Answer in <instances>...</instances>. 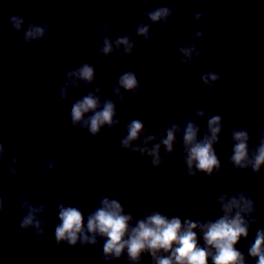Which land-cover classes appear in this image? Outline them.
Here are the masks:
<instances>
[{
    "label": "water",
    "instance_id": "obj_1",
    "mask_svg": "<svg viewBox=\"0 0 264 264\" xmlns=\"http://www.w3.org/2000/svg\"><path fill=\"white\" fill-rule=\"evenodd\" d=\"M168 5L180 10V19L170 25L177 37L180 32L193 31L184 20L197 10L207 12L217 23L219 31L215 36L196 41L207 50L202 70L213 69L226 77L214 92L203 88L200 73L189 77L186 69L176 63L173 53L178 40L162 38L158 29H154L151 43L137 41L133 57L105 63L96 56L92 42L99 39V33L87 30L89 19L102 17L104 23L113 25V34L128 31L142 18L141 10L151 6L150 0H0V74L11 76L9 83L0 87V137L7 140L11 158L19 153L18 144L23 138L35 137L40 129L39 156L62 157L57 170L49 176L33 175V154L21 157L17 177L0 165V179L33 204L45 202L49 211L45 217L47 243H37L31 234L18 230L21 212L15 202L10 203L8 219L13 224L6 236H0V264H103L102 249L87 246L78 255L74 248L56 247L52 233L58 223L56 205L60 202L78 204L87 214L94 201L107 195L119 198L126 210L137 217L149 207H156L183 218L195 204L212 206L210 214L214 215L216 196L240 187L253 194L264 215V182L247 172L234 173L221 146L217 153L223 168L211 179L202 176L198 181L189 180L175 160L156 172L120 150V130H113L105 140L102 135L92 139L68 127L70 104L85 89L72 93L69 103L59 111L52 102L65 72L74 68L80 52L87 50L91 63L97 66L98 81L115 78L137 60L152 67L153 79L144 84L141 95L120 109L122 123L140 118L148 127L162 129L166 122H182L185 113L210 99L225 119L223 140L229 135L232 120H243L257 111L264 113V0H168ZM12 14L37 23L47 21L55 41L42 42L31 53L19 48L21 36L8 23ZM49 45L58 49L55 58H51ZM68 47L74 49L72 57L65 54ZM17 56L20 62L14 64L13 57ZM41 68L43 76L39 75ZM103 94H109L106 88ZM166 107L171 111L165 113ZM94 143L99 147L93 148ZM58 144L64 146L63 152H57ZM246 245L247 241H241L237 247L246 253ZM116 264L126 261L121 259ZM144 264H148L147 256Z\"/></svg>",
    "mask_w": 264,
    "mask_h": 264
},
{
    "label": "clouds",
    "instance_id": "obj_2",
    "mask_svg": "<svg viewBox=\"0 0 264 264\" xmlns=\"http://www.w3.org/2000/svg\"><path fill=\"white\" fill-rule=\"evenodd\" d=\"M151 6L141 10V19L128 31L113 34V25L104 23L102 17L93 16L88 21V31L99 33V39L92 42L96 56L105 63L120 61L122 57H133L138 48L137 41L151 43L154 29L162 38L178 40L174 49V59L189 77L200 73L203 88L211 93L225 82L222 72L203 69L202 57L207 50L196 41L213 37L219 31L217 23L203 11H195L184 20L191 32H180L179 36L170 30V25L180 19V10L168 5V0H150ZM8 23L21 36L18 47L31 53L37 45L55 41L52 26L45 20L39 23L27 17L12 14ZM51 58L58 55V49L48 46ZM68 57L74 49L65 50ZM21 57H13L18 64ZM39 75L43 76V69ZM153 79V70L144 60H137L131 67L100 81L97 66L91 63V53L80 52L74 68L67 70L59 84L52 102L61 110L72 93L81 88L86 91L72 100L67 114V124L71 129L85 132L89 138L103 136L108 140L113 130L123 135L119 148L139 163H146L159 172L166 165L179 163L181 171L192 181L202 176L209 179L218 176L223 168L217 147L226 156V163L234 173L247 172L264 182V113L253 112L243 120H232L229 135L222 140L225 119L216 112L210 99L201 101L200 106L185 113L182 122H166L162 129L148 127L144 120L131 118L122 123L120 109L134 101L144 90V84ZM11 76L0 74V87L6 86ZM108 95L103 94V89ZM171 111L165 108V113ZM255 132L253 137L252 133ZM41 130L35 137L23 138L18 144L17 155L9 158L8 144L0 137V165L13 177L20 175L21 157L33 154V175L49 176L62 162L59 155L42 159L38 153ZM93 148L99 147L92 144ZM57 152L64 146L58 144ZM15 202L21 215L18 230L31 234L37 243L46 240L49 215L45 202L33 204L26 195L14 190L10 183L0 179V236H6L12 229L8 219L10 203ZM211 207L199 204L191 206L188 215L166 214L159 208L149 207L139 217L126 210L117 197L102 195L93 202L85 214L78 204L60 202L56 205V223L52 237L57 248L76 249L78 255L87 246L102 249L103 264H116L121 259L126 264H264V215L251 192L240 187L220 192ZM254 233V235H252ZM251 236V239H249ZM247 241L246 253L237 247Z\"/></svg>",
    "mask_w": 264,
    "mask_h": 264
}]
</instances>
